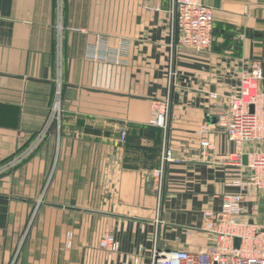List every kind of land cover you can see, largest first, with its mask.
I'll return each instance as SVG.
<instances>
[{"label":"crops","instance_id":"obj_1","mask_svg":"<svg viewBox=\"0 0 264 264\" xmlns=\"http://www.w3.org/2000/svg\"><path fill=\"white\" fill-rule=\"evenodd\" d=\"M199 1L213 11L204 51L179 44L175 0H0V160L48 121L30 160L0 171V264H152L155 250H201L202 215L229 192L264 224V190L231 185L239 168L217 163L235 146L209 97L227 106L240 72L264 60V0ZM165 97L162 129L149 117ZM165 147L177 161L162 164ZM104 233L116 249L99 246Z\"/></svg>","mask_w":264,"mask_h":264},{"label":"built area","instance_id":"obj_2","mask_svg":"<svg viewBox=\"0 0 264 264\" xmlns=\"http://www.w3.org/2000/svg\"><path fill=\"white\" fill-rule=\"evenodd\" d=\"M171 12L180 45L196 51L210 47L213 23L210 6L199 0H175ZM88 57L106 60L108 55L90 52ZM209 97L217 103L214 118L216 126L235 146L232 153L217 158V163L233 164L239 168L237 174L240 177L232 181L231 185H252L264 190V60L252 59L240 72L238 88L229 96L227 106L217 92H210ZM169 111L167 97L152 99L149 123L166 129ZM43 137V133L40 134L36 143ZM124 138L125 131H122L120 142ZM199 145L200 158L209 159L214 149L211 140L202 137ZM244 156L246 162L243 161ZM161 159L162 164L177 161L169 147L163 149ZM243 170L247 171L246 179L242 176ZM150 176L160 189L163 166L150 171ZM221 199L218 211H206L202 215L200 228L209 237L204 249L155 250L152 264H264V224L252 222L245 215L241 191L225 193ZM99 246L114 250L117 243L111 233H104Z\"/></svg>","mask_w":264,"mask_h":264},{"label":"rangeland","instance_id":"obj_3","mask_svg":"<svg viewBox=\"0 0 264 264\" xmlns=\"http://www.w3.org/2000/svg\"><path fill=\"white\" fill-rule=\"evenodd\" d=\"M229 29L227 30V33L229 34ZM261 43H264V30H262L260 35ZM260 59L262 57H259ZM58 99V91L55 93L54 103H56ZM48 121H46L42 127H40L39 131L35 133L22 147L15 149L12 153H10L6 158L0 160V171L4 172L5 170L13 169L15 167H18L22 165L27 160H30V158L37 152V150L42 146L44 137L41 141L36 143L37 138L40 134L43 133V136L47 132V125Z\"/></svg>","mask_w":264,"mask_h":264},{"label":"water","instance_id":"obj_4","mask_svg":"<svg viewBox=\"0 0 264 264\" xmlns=\"http://www.w3.org/2000/svg\"><path fill=\"white\" fill-rule=\"evenodd\" d=\"M243 161L246 162V156L243 157ZM238 242V240H236V243ZM158 251V250H157Z\"/></svg>","mask_w":264,"mask_h":264}]
</instances>
